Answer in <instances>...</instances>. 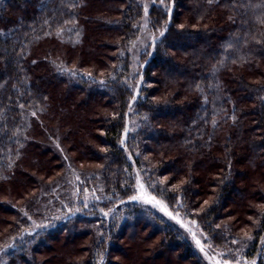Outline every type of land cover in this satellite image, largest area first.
<instances>
[{
	"label": "trees",
	"instance_id": "trees-1",
	"mask_svg": "<svg viewBox=\"0 0 264 264\" xmlns=\"http://www.w3.org/2000/svg\"><path fill=\"white\" fill-rule=\"evenodd\" d=\"M155 1L163 34L133 104L144 0H0V247L20 249L5 264H44L58 239L61 264H116L136 237L159 240L142 261L206 264L178 227L125 205L134 170L226 258L254 230L240 252L264 264V0ZM25 213L54 227L25 233Z\"/></svg>",
	"mask_w": 264,
	"mask_h": 264
},
{
	"label": "rangeland",
	"instance_id": "rangeland-1",
	"mask_svg": "<svg viewBox=\"0 0 264 264\" xmlns=\"http://www.w3.org/2000/svg\"><path fill=\"white\" fill-rule=\"evenodd\" d=\"M155 0H144V22L141 26V36L137 38V40L134 42L133 45V68L134 72L138 74L139 79L137 80V83L134 84V99L133 104L136 102L138 96L140 95V89L142 88L141 82H143V71L145 69V66L152 55V51L154 49V45L156 41L158 40L159 35L162 33L154 32L149 28V15L148 11L152 3H155ZM147 58L142 59V55L146 54ZM56 55V54H55ZM65 67L67 66L64 64ZM73 65V64H71ZM89 65V64H88ZM91 65V64H90ZM79 66V65H78ZM93 66V65H92ZM89 67V66H88ZM67 73L69 75H75L74 70L71 69V67L67 66ZM79 68H81L79 66ZM84 68V69H83ZM86 67H82V70H89L93 72L91 68L86 69ZM142 85V86H140ZM141 87V88H140ZM132 104V105H133ZM136 120L135 118H133ZM134 124L132 121H129L126 127V131L124 132L123 141H126L128 136L130 134L134 133ZM67 156V154H66ZM68 158V156H67ZM260 173L259 170H251V174L249 177L251 178V181H249L248 185L250 190L255 189V180L259 178ZM134 182H135V188H134V194L126 201L125 205L129 206L130 210H137L138 208L150 210L154 213H156L163 222H169L174 227H178L180 231L184 234L186 238H188L194 245L195 249L198 251L199 255L202 257L203 261L206 264H258L259 262V254L256 255L253 258L248 259L247 256L243 255L241 249H246L248 245L253 241L251 238L252 233L250 231L251 228H247L243 234L242 237L245 238L243 242L241 243V247L239 250H237L238 253L235 252L233 256H230L229 258H226L224 256V249L223 248H216L214 247L210 241L208 242V234L205 231H202V228L198 225V223L192 219H189L187 217L182 216L176 211H173L170 209V207L167 205V203L162 200L161 198L157 197L155 194L152 193L150 188L147 185V182L144 179V176L138 172L137 170H134ZM141 185L143 187H141ZM133 196H139L140 199L134 200L132 199ZM152 198H155L154 200ZM90 198H87L86 200H89ZM238 198L231 199L232 201L229 203L230 209H236V204L239 202L237 200ZM152 201L151 203L146 201ZM159 202V204H157ZM25 209L23 208V212H25ZM27 212V211H26ZM171 213L172 215H168L167 213ZM26 217L31 220L30 223L25 222L21 225V231H24L25 233H34V232H40L45 231L47 229H52L54 227V220L50 221L48 219H35L33 217L28 216L26 214ZM47 217V216H45ZM175 217V218H173ZM234 217V216H233ZM232 217V218H233ZM24 233V234H25ZM139 236V235H138ZM143 236V235H141ZM264 236V234H263ZM58 239V238H57ZM197 240L200 241V243H197ZM158 239H152L147 241H143L141 238L136 237L132 241H126L125 245L123 247V250H121V254H117L114 258V261L116 264H187L185 261L178 260L174 254L170 253L168 255L167 252L162 253L161 255L154 258L153 261H142V257L151 256V251L153 247H155L158 243ZM70 244H65L62 242V239H58L54 242V245L52 246V249H50L46 254L41 255V259L45 260L44 264H61V256H58L57 253L69 250L71 246ZM264 245V239L263 244ZM19 245L15 244V240L12 239L11 242H9V246L2 245L0 247V264H5V256L2 254L3 252H18L20 249L18 248ZM237 247V246H236ZM203 248V250H201Z\"/></svg>",
	"mask_w": 264,
	"mask_h": 264
},
{
	"label": "snow or ice",
	"instance_id": "snow-or-ice-1",
	"mask_svg": "<svg viewBox=\"0 0 264 264\" xmlns=\"http://www.w3.org/2000/svg\"><path fill=\"white\" fill-rule=\"evenodd\" d=\"M163 34V33H162ZM141 187H143L142 185H141ZM132 199H134V200H138V199H140V197L139 196H133L132 197ZM153 200L155 199V198H152ZM146 202H149V203H151L152 201L150 200V201H146ZM157 204H159V202H157ZM168 215H172L170 212L169 213H167ZM173 218H175V217H173ZM197 243L199 244L200 243V241L199 240H197ZM201 250H203V248H201Z\"/></svg>",
	"mask_w": 264,
	"mask_h": 264
}]
</instances>
